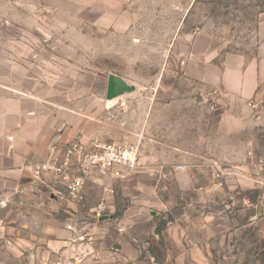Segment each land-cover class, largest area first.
Returning <instances> with one entry per match:
<instances>
[{
    "label": "rangeland",
    "instance_id": "obj_1",
    "mask_svg": "<svg viewBox=\"0 0 264 264\" xmlns=\"http://www.w3.org/2000/svg\"><path fill=\"white\" fill-rule=\"evenodd\" d=\"M128 9L122 23L110 27L75 23L64 14L57 47L49 45L54 32L44 37L48 43L40 49L48 68L54 69L52 55L61 57L55 66L57 79L61 67L64 94L77 98L80 113L96 129L135 142L139 153L124 178L89 183L83 203L48 202L45 241L35 238L37 219L18 224L35 236L26 263L264 264V218L244 223L230 204L247 192L237 193L226 165L220 164L217 178L199 170L201 155L218 160L216 132L231 142L229 127L216 124L229 120L228 96L198 79L187 63L195 32L220 40L221 53L251 55L264 0H132ZM109 74L135 89L106 105ZM184 172L191 177L188 189L181 188ZM206 185L210 191L201 188ZM5 212L0 208V215ZM134 225L137 235L129 231ZM122 235L131 245L118 256L115 244Z\"/></svg>",
    "mask_w": 264,
    "mask_h": 264
},
{
    "label": "crops",
    "instance_id": "obj_2",
    "mask_svg": "<svg viewBox=\"0 0 264 264\" xmlns=\"http://www.w3.org/2000/svg\"><path fill=\"white\" fill-rule=\"evenodd\" d=\"M131 4L132 0H0V208L6 210L0 215V264H27L32 253L31 238L35 236L18 224L24 226L37 219L35 238L46 239L43 207L32 204L38 197H20L15 190L33 186L30 169L46 159L51 143L77 136L102 142L126 141L117 140L104 127L96 129L95 122L80 113L77 98L64 94L61 67L57 79L55 66L61 57L52 55L54 69L48 68L47 56L40 49L48 43L44 37L48 31L54 32L49 45L57 47L55 33L62 30L64 14L75 23L84 20L103 27L121 24ZM256 33L258 41L249 55L241 51L221 53L220 40L195 32L190 37L187 62L196 67L193 73L198 79L228 96L229 120H217L216 124L229 127L231 142L216 132L212 138L219 150L218 160L208 161L207 155H201L204 162L199 170L213 171L215 177L216 166L220 169V164L226 165L224 170L229 172L237 193L247 192L230 198L244 223L258 215L264 218V21ZM58 39L60 46L62 40ZM182 177L187 181L181 188L188 189L189 173H182ZM210 186L201 188L210 191ZM253 191L255 198L248 195ZM206 197L211 199L209 194ZM129 231L137 235L139 229L134 225ZM119 239L120 244L115 245L121 256L122 249L131 244L125 235Z\"/></svg>",
    "mask_w": 264,
    "mask_h": 264
},
{
    "label": "built area",
    "instance_id": "obj_3",
    "mask_svg": "<svg viewBox=\"0 0 264 264\" xmlns=\"http://www.w3.org/2000/svg\"><path fill=\"white\" fill-rule=\"evenodd\" d=\"M138 153V145L131 141L102 142L81 136L62 143L55 141L48 146L46 159L30 169L33 186L29 190L22 186L15 192L20 197H38L32 202L37 207L57 201L77 206L84 202L89 183L124 178L125 171L137 166ZM220 173L216 166L215 177Z\"/></svg>",
    "mask_w": 264,
    "mask_h": 264
},
{
    "label": "water",
    "instance_id": "obj_4",
    "mask_svg": "<svg viewBox=\"0 0 264 264\" xmlns=\"http://www.w3.org/2000/svg\"><path fill=\"white\" fill-rule=\"evenodd\" d=\"M135 86L129 84L124 78L116 74H109L105 88V98L111 100L124 93L132 92Z\"/></svg>",
    "mask_w": 264,
    "mask_h": 264
},
{
    "label": "bare ground",
    "instance_id": "obj_5",
    "mask_svg": "<svg viewBox=\"0 0 264 264\" xmlns=\"http://www.w3.org/2000/svg\"><path fill=\"white\" fill-rule=\"evenodd\" d=\"M107 102H108L107 104L109 105V104H111L113 102V99L108 100Z\"/></svg>",
    "mask_w": 264,
    "mask_h": 264
}]
</instances>
